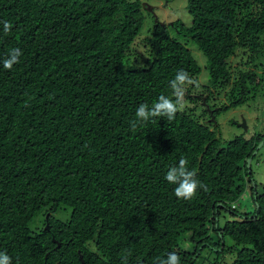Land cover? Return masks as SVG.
<instances>
[{
  "label": "trees",
  "instance_id": "trees-1",
  "mask_svg": "<svg viewBox=\"0 0 264 264\" xmlns=\"http://www.w3.org/2000/svg\"><path fill=\"white\" fill-rule=\"evenodd\" d=\"M187 8L190 26L156 21L148 54L138 55L140 0H0V252L12 264H159L170 252L194 264L201 245L220 248L228 236L233 264H264V183L252 185L247 166L264 134L222 144L196 107H180L171 121L136 116L162 95L175 100L179 70L201 74L189 39L212 82L239 90L228 108L264 89L251 66L264 55V0H188ZM12 49L21 56L8 70ZM239 49L246 69L228 61ZM181 159L205 186L191 200L165 180ZM246 188L254 212L217 225L223 210L237 214ZM66 208L68 220L55 216ZM188 232L194 251L182 245Z\"/></svg>",
  "mask_w": 264,
  "mask_h": 264
},
{
  "label": "rangeland",
  "instance_id": "rangeland-1",
  "mask_svg": "<svg viewBox=\"0 0 264 264\" xmlns=\"http://www.w3.org/2000/svg\"><path fill=\"white\" fill-rule=\"evenodd\" d=\"M140 1L142 4L143 22L138 36L131 45L132 53L136 52L138 55L142 53L148 54L149 46L146 38L152 35L156 21L164 22L168 26H170V23L177 20H181L187 26H190L192 23V16L187 8L188 0ZM171 31L172 35L178 38V34L172 29ZM179 39L183 40L184 38L179 36ZM185 42L201 66L202 72L197 78L192 77L197 83L187 86V91L181 107H196L195 109L193 108L194 117L210 125V128L216 131L217 135L220 137L222 144L240 135L250 138L255 135L264 134V89H260L259 92L254 89V92H256L254 94L253 91H250L246 103L237 107L230 106L228 108L227 106L230 105L234 93L235 96L238 97L239 90L231 92L232 85L222 86L219 83H213L209 71V62L205 54L193 40L189 39ZM237 53V55L232 56L228 61L234 67H237L236 64H238V69H246L248 67L247 64H244L247 61L246 54L243 53L242 49H239ZM241 54L244 56L243 60H240ZM251 66L253 69L256 68V70L264 76V55H260ZM236 71L237 70H234L232 82L234 81ZM250 87L252 88L253 86L251 85ZM198 96H202L203 100H198ZM188 97L193 98L189 99ZM190 100L193 101L191 102ZM218 108L220 110L214 115L215 121L212 122L211 111ZM243 121H245L246 126H242ZM250 170L252 171V178L254 180V182H250L252 185L264 183V139L258 144V152L250 162ZM254 210L255 201L252 198L249 188H246V191L236 202L237 214L233 215L232 212L223 210L217 225L222 226L226 220L240 218V214L254 212ZM70 215V208L62 209L55 214L56 217L63 220H68ZM40 225L41 222L38 220L31 224V228L37 230ZM212 238L214 242L218 241L215 232H212ZM182 245L187 250L194 251L196 249V244L190 240L189 232L183 235ZM233 245L234 242L229 236L222 241V247L220 248H218L215 243L212 246L201 245L195 255L196 261L194 264H233L237 255L236 251H229V247L233 248ZM223 247L227 250L223 251Z\"/></svg>",
  "mask_w": 264,
  "mask_h": 264
},
{
  "label": "clouds",
  "instance_id": "clouds-1",
  "mask_svg": "<svg viewBox=\"0 0 264 264\" xmlns=\"http://www.w3.org/2000/svg\"><path fill=\"white\" fill-rule=\"evenodd\" d=\"M12 24L4 22V33L8 34L11 31ZM21 52L19 49H12L8 56L3 59V67L11 70L13 66L19 63ZM188 72L183 69L179 70L174 79L170 81L171 88L175 100L169 99L166 96H160L158 102H156L151 108L147 104H141L136 111L137 118L142 122H148L152 118L163 117L171 121L175 118L179 108L182 106L185 93L188 85L196 84ZM135 123L133 128H135ZM187 160L181 159L178 166H172L169 168L165 175V180L169 184L176 185L174 194L177 198L182 200L193 199L199 188L205 186L198 181L196 173L188 170ZM0 264H12L11 257L5 252H0ZM159 264H180V258L175 252L167 254L166 259L159 261Z\"/></svg>",
  "mask_w": 264,
  "mask_h": 264
},
{
  "label": "water",
  "instance_id": "water-1",
  "mask_svg": "<svg viewBox=\"0 0 264 264\" xmlns=\"http://www.w3.org/2000/svg\"><path fill=\"white\" fill-rule=\"evenodd\" d=\"M216 109H214L213 111H211V113H212V122H214L215 121V118H214V111H215ZM246 123H245V121H243V123H242V126H246L245 125ZM257 152H258V146H257V149L254 151V153H253V155H256L257 154ZM252 161V157H250V158H248V163H247V166L250 168V162ZM249 172L251 173V170H249ZM255 185V184H254ZM47 227H49V224H47ZM55 241V240H54ZM58 245L60 246V243H58Z\"/></svg>",
  "mask_w": 264,
  "mask_h": 264
}]
</instances>
